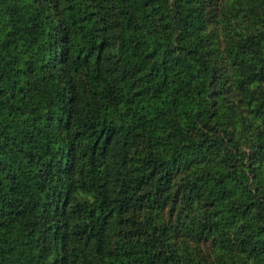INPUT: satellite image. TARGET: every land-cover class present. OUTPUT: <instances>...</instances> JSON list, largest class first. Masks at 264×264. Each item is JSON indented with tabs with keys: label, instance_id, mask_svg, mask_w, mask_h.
<instances>
[{
	"label": "trees",
	"instance_id": "1",
	"mask_svg": "<svg viewBox=\"0 0 264 264\" xmlns=\"http://www.w3.org/2000/svg\"><path fill=\"white\" fill-rule=\"evenodd\" d=\"M0 264H264V0H0Z\"/></svg>",
	"mask_w": 264,
	"mask_h": 264
}]
</instances>
